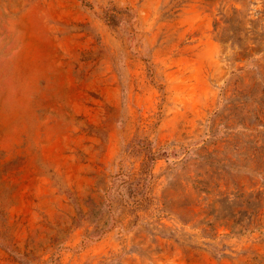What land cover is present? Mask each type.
I'll use <instances>...</instances> for the list:
<instances>
[{"label":"rangeland","instance_id":"374dc122","mask_svg":"<svg viewBox=\"0 0 264 264\" xmlns=\"http://www.w3.org/2000/svg\"><path fill=\"white\" fill-rule=\"evenodd\" d=\"M0 264H264V0H0Z\"/></svg>","mask_w":264,"mask_h":264},{"label":"trees","instance_id":"16d2710c","mask_svg":"<svg viewBox=\"0 0 264 264\" xmlns=\"http://www.w3.org/2000/svg\"><path fill=\"white\" fill-rule=\"evenodd\" d=\"M107 20L109 21V24L111 23V24H113L114 22H113V20L111 19V16L110 15H108L107 14Z\"/></svg>","mask_w":264,"mask_h":264}]
</instances>
